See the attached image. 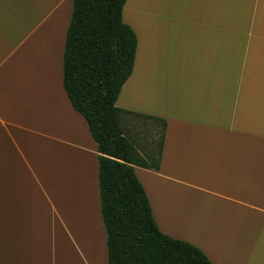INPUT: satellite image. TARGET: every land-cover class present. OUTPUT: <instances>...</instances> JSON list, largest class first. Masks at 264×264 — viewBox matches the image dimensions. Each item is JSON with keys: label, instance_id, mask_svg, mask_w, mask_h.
I'll list each match as a JSON object with an SVG mask.
<instances>
[{"label": "crops", "instance_id": "1", "mask_svg": "<svg viewBox=\"0 0 264 264\" xmlns=\"http://www.w3.org/2000/svg\"><path fill=\"white\" fill-rule=\"evenodd\" d=\"M73 1L0 0V264H109L98 145L64 88ZM123 22V134L166 123L159 170L134 167L158 229L264 264V0H128Z\"/></svg>", "mask_w": 264, "mask_h": 264}, {"label": "trees", "instance_id": "2", "mask_svg": "<svg viewBox=\"0 0 264 264\" xmlns=\"http://www.w3.org/2000/svg\"><path fill=\"white\" fill-rule=\"evenodd\" d=\"M128 0H74L64 53V88L87 121L98 145L102 214L109 264H212L193 245L160 232L134 167L159 170L155 159L138 152V138L125 137L127 112L116 103L133 73L137 37L123 22Z\"/></svg>", "mask_w": 264, "mask_h": 264}, {"label": "rangeland", "instance_id": "3", "mask_svg": "<svg viewBox=\"0 0 264 264\" xmlns=\"http://www.w3.org/2000/svg\"><path fill=\"white\" fill-rule=\"evenodd\" d=\"M145 124L141 120L137 123L136 134L140 144L137 150H140L143 156L148 154L156 159L160 152L162 126L152 122Z\"/></svg>", "mask_w": 264, "mask_h": 264}]
</instances>
